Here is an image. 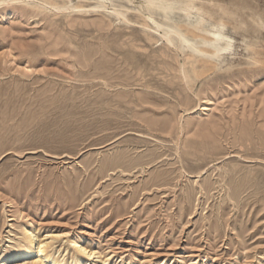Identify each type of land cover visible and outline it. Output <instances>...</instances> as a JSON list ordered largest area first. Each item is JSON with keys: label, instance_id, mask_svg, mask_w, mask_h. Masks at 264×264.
<instances>
[{"label": "rangeland", "instance_id": "obj_1", "mask_svg": "<svg viewBox=\"0 0 264 264\" xmlns=\"http://www.w3.org/2000/svg\"><path fill=\"white\" fill-rule=\"evenodd\" d=\"M37 1L0 0V264L26 229L64 264H264V7L213 55L188 0Z\"/></svg>", "mask_w": 264, "mask_h": 264}, {"label": "bare ground", "instance_id": "obj_2", "mask_svg": "<svg viewBox=\"0 0 264 264\" xmlns=\"http://www.w3.org/2000/svg\"><path fill=\"white\" fill-rule=\"evenodd\" d=\"M21 1H23V0H21ZM35 1H37V0H35ZM215 1H223L224 3L222 5L214 7V3L210 4V3H205V2L204 3L203 2H197L195 0H188V1L184 2L185 4L183 3V7H182L181 11H184V13L187 12L188 17L190 16V12L192 10L193 11L195 10L196 12L202 11V13H204V12L206 13V15H207L206 18L208 20H212V19L218 20L217 22H215V25L217 26L218 30L216 32L211 33L213 39L211 41H205V44H206L208 49L212 50L211 53L213 55L214 54L219 55L221 52L229 49V46L231 44V38L230 37L220 35V32H219V31H221L220 26H224L225 24H230V23L234 24L236 22H241V21L247 20V16H251V19L254 18L255 14L260 9H262L264 7V0H257V1H254V0H209V2H215ZM37 2H39V1H37ZM41 2L43 3V1H41ZM51 8H56V7H51ZM75 10H78V9H75ZM113 12L116 13L117 15H119V13H117L119 11L115 12V10H113ZM139 14H141V13H139ZM236 15H238V17ZM200 19L197 22H195V25L191 29L192 32L196 33L201 29L202 25L204 24L203 22H205L204 21L205 17L201 16ZM214 28H215V26H214ZM205 33L208 34L207 31ZM174 34H175V32L169 31V32H166L162 36L164 38V40L166 41L168 46H171V47H172V45L174 46V38H173ZM180 39L182 40V36H180ZM221 40H224L227 42L226 46L220 47L218 45V42ZM123 53H129V52L125 51ZM198 53L200 54L201 51H198ZM202 57H204V56H202ZM211 57H212V55H208L207 59H209V58L211 59ZM197 59H198V57H197ZM202 60H203V58H202ZM195 62H197V61L194 58L192 61V64H194ZM204 62L205 61L203 60V63ZM182 70H181V72H182ZM182 77H184V76H182ZM183 81L185 82V79ZM33 233L26 229L25 234L23 235V238H22L23 242L18 245L17 249L7 253L1 261H6V262H4V264H64L62 262V260H58L57 258H53L51 255L48 254V246L49 245L47 243H45L43 240H38L37 242H34L32 238L35 236V234H33ZM77 251L80 253H83L86 256L85 258L89 257L92 254V252L87 251L86 248L82 247L81 245L77 247ZM105 262H106V260H102L100 264H105ZM74 264H79V259H77L76 262H74Z\"/></svg>", "mask_w": 264, "mask_h": 264}]
</instances>
